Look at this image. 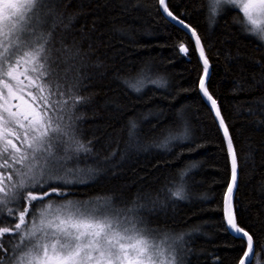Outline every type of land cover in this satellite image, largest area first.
I'll list each match as a JSON object with an SVG mask.
<instances>
[{
	"label": "trees",
	"instance_id": "16d2710c",
	"mask_svg": "<svg viewBox=\"0 0 264 264\" xmlns=\"http://www.w3.org/2000/svg\"><path fill=\"white\" fill-rule=\"evenodd\" d=\"M166 2L203 43L211 65L206 87L237 155V223L253 235L251 264H259L257 255L264 264V43L241 30L234 17L242 13L229 6L212 16L210 0ZM53 4L56 47L76 54L69 77L85 98L74 112L77 137L90 151L78 154L85 171L66 186V197L52 199L106 198L175 240L185 264H239L246 239L231 233L223 213L231 156L200 91L204 67L193 37L158 0ZM181 187L185 198L177 199L171 193Z\"/></svg>",
	"mask_w": 264,
	"mask_h": 264
},
{
	"label": "snow or ice",
	"instance_id": "6c2138e0",
	"mask_svg": "<svg viewBox=\"0 0 264 264\" xmlns=\"http://www.w3.org/2000/svg\"><path fill=\"white\" fill-rule=\"evenodd\" d=\"M210 3L212 16L224 6L242 13L234 22L264 43V0ZM158 4L195 37L204 67L199 87L216 108L205 83L209 65L199 35L169 10L166 0ZM57 26L53 0H0V264H185L176 241L148 228L132 208L117 209L102 197L52 199L66 197V186L85 171L71 162L81 151H90L76 136L79 117L74 112L85 99L78 94L79 80L69 77L76 54L56 47ZM180 50L188 51L183 44ZM25 93L32 103L14 105ZM224 133L228 137L227 127ZM227 147L231 183L224 196V219L237 238H246L239 264H251L253 235L237 223L232 203L238 162L230 137ZM171 194L185 198L182 187Z\"/></svg>",
	"mask_w": 264,
	"mask_h": 264
},
{
	"label": "water",
	"instance_id": "95a60500",
	"mask_svg": "<svg viewBox=\"0 0 264 264\" xmlns=\"http://www.w3.org/2000/svg\"><path fill=\"white\" fill-rule=\"evenodd\" d=\"M161 8V7H160ZM161 10H162V12H163V9L161 8ZM163 14L168 18V19H170L171 21H173L174 23H176V24H178V25H180L177 21H175V20H173L171 17H168L167 16V14L166 13H164L163 12ZM186 23V22H185ZM186 24H188V23H186ZM181 27H183L182 25H180ZM184 28V27H183ZM191 28H193L192 26H191ZM185 29V28H184ZM185 30H187L189 33H190V35L192 36V34H191V31L189 30V29H185ZM197 32V31H196ZM198 34V33H197ZM193 37V36H192ZM193 39H194V42H195V37H193ZM201 40V39H200ZM196 45V44H195ZM201 45L203 46V43H202V41H201ZM185 47H186V45H184ZM187 48V47H186ZM188 49V48H187ZM196 49H197V53H198V56H199V58H200V60H201V62H202V64H203V58L200 56V52H199V48L196 46ZM183 54H186L185 52H182ZM206 56V55H205ZM207 58V57H206ZM208 75H207V77H205V83L207 82V80H208V77H209V75H210V71H211V65H210V62H209V60H208ZM203 76H204V74H203ZM200 91H201V89H200ZM201 93H202V95H203V97H204V99L207 101V103L211 106V108L213 109V112H214V114H215V116H216V119H217V121H218V123H219V125H220V128H221V130H222V132H223V134H224V137H225V139H226V141H227V139H228V137H230V135H229V132H228V137H226L225 136V133H224V127H226V124H225V122H224V125L223 126H221V124H220V119L222 118L223 119V117H222V115H221V112H220V116L218 117L217 115H216V108H218L219 109V106H218V103H217V101H216V108H213V106H212V104H211V101H209L208 99H207V97H205L204 96V94H203V92L201 91ZM213 99H214V97H213ZM216 100V99H215ZM219 111H220V109H219ZM234 148V147H233ZM237 180H238V169H237ZM230 183H231V181H230ZM236 189V188H235ZM235 189H234V192H233V198H234V193H235ZM232 203H233V200H232ZM233 206H234V203H233ZM235 210V209H234ZM229 228V227H228ZM230 230V229H229ZM231 231V233L232 234H234V235H236L232 230H230ZM246 239V238H245ZM255 257V255L253 256V258ZM252 258V259H253Z\"/></svg>",
	"mask_w": 264,
	"mask_h": 264
},
{
	"label": "rangeland",
	"instance_id": "374dc122",
	"mask_svg": "<svg viewBox=\"0 0 264 264\" xmlns=\"http://www.w3.org/2000/svg\"><path fill=\"white\" fill-rule=\"evenodd\" d=\"M226 7H228V6H224V8H226ZM217 15V14H216ZM141 82H140V84H137L136 86L137 87H140V89H141ZM28 103H32V98L31 97H29L26 93L24 94V96H23V99L22 100H14L13 101V104L15 105V104H20L21 105V107H25V106H27V104ZM74 116H75V113H74ZM78 122H77V120L75 121V127H76V136H79V132H78ZM77 139L79 140V138L77 137ZM77 157H79V156H76L74 159H73V161L71 162L72 164H74L75 166H76V164L78 163L77 162ZM80 169H83V168H81L80 167ZM84 170V169H83ZM78 178H81V176L80 177H78ZM93 201H95V200H93ZM256 261H257V263H259V264H262L263 262H262V257L260 256V255H257V258L255 259Z\"/></svg>",
	"mask_w": 264,
	"mask_h": 264
}]
</instances>
